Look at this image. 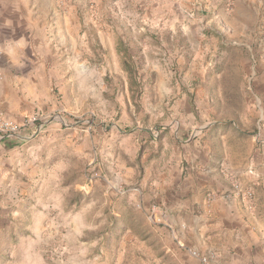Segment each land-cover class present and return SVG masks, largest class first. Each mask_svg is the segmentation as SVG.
<instances>
[{
  "label": "rangeland",
  "instance_id": "obj_1",
  "mask_svg": "<svg viewBox=\"0 0 264 264\" xmlns=\"http://www.w3.org/2000/svg\"><path fill=\"white\" fill-rule=\"evenodd\" d=\"M260 1L249 24L264 47ZM101 2L70 19L60 0H0V111L27 137L21 180L0 188V264H187L142 211L146 169L175 155L177 112L190 108L198 123L183 115L186 140L249 109L231 92L240 67L228 61L241 55L217 33L239 43L243 4L185 0L150 16L142 0ZM166 28L179 29L168 42Z\"/></svg>",
  "mask_w": 264,
  "mask_h": 264
},
{
  "label": "crops",
  "instance_id": "obj_2",
  "mask_svg": "<svg viewBox=\"0 0 264 264\" xmlns=\"http://www.w3.org/2000/svg\"><path fill=\"white\" fill-rule=\"evenodd\" d=\"M42 1L28 0L31 3ZM60 1L66 4V14L73 19L77 13H82L83 5L92 0ZM95 1L104 4L105 0ZM142 1L151 3L146 9L152 8L150 16H154L171 13L173 3L185 0ZM232 2L243 4L236 8L234 15L240 21L239 43H224L222 34L217 33L221 38L220 47L222 44L231 46V51L241 55L239 60L228 61L231 68L240 67L239 89L231 88V92L235 93L232 97L244 100L249 109H235L233 112L240 119L232 125L224 126L214 118L199 126L193 139L188 136L186 140L183 136L190 124H185L183 115L192 124L198 123L190 119V108H184L182 114L177 112L172 129L181 139L177 138L176 153L169 160L166 158L169 164L160 166L157 172L150 165L144 177L145 186L137 192L142 211L151 216L150 223L152 216L155 217L154 222L167 234L168 243L187 264H199V260L189 256L186 249L208 256L211 264H264V47L259 24L252 29L249 24V10H259L262 3L260 0ZM160 4H165L161 11ZM164 31L176 34L179 29ZM254 100L259 109L252 108ZM244 109L247 110L245 115ZM26 139L20 132L0 140L1 189L8 190L21 180L20 162ZM234 181L253 187L251 209L235 194Z\"/></svg>",
  "mask_w": 264,
  "mask_h": 264
},
{
  "label": "built area",
  "instance_id": "obj_3",
  "mask_svg": "<svg viewBox=\"0 0 264 264\" xmlns=\"http://www.w3.org/2000/svg\"><path fill=\"white\" fill-rule=\"evenodd\" d=\"M0 50V58H1ZM22 126L16 121L7 117L3 112L0 111V140L7 137L15 136L19 134L22 130ZM233 190L235 194L244 200L249 209L252 208L254 204V189L252 186L243 188L238 181L233 182ZM191 256L198 258L199 264H211V260L206 255H201L195 250H189Z\"/></svg>",
  "mask_w": 264,
  "mask_h": 264
},
{
  "label": "trees",
  "instance_id": "obj_4",
  "mask_svg": "<svg viewBox=\"0 0 264 264\" xmlns=\"http://www.w3.org/2000/svg\"><path fill=\"white\" fill-rule=\"evenodd\" d=\"M165 35V40L168 42L170 40V36H171V33L169 31H165L163 33ZM151 39L155 40L157 39L156 41L159 43V40H158V37L152 34H149ZM229 50H231V48H229ZM130 59V61L128 60ZM123 67H124V70L125 72L128 74V77H129V80L133 83V84H136L140 87L141 84L140 82H137V78L138 76H142V74H139V66L133 61L132 57L128 54H125V62L123 63ZM223 124V123H222ZM117 221H120L119 223L120 224H117ZM123 222V220H118V219H114L113 221V227L115 228H121V223ZM115 228H112V229H115Z\"/></svg>",
  "mask_w": 264,
  "mask_h": 264
}]
</instances>
